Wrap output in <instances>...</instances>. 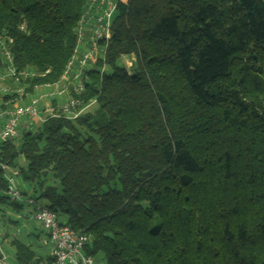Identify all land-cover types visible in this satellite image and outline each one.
<instances>
[{
	"label": "trees",
	"instance_id": "obj_1",
	"mask_svg": "<svg viewBox=\"0 0 264 264\" xmlns=\"http://www.w3.org/2000/svg\"><path fill=\"white\" fill-rule=\"evenodd\" d=\"M85 3L0 0L13 63L35 73L26 93L63 74ZM102 65L82 96L93 111L47 119L0 159L22 155L21 180L103 264H264V0L119 2ZM10 243L17 264H40Z\"/></svg>",
	"mask_w": 264,
	"mask_h": 264
},
{
	"label": "built area",
	"instance_id": "obj_2",
	"mask_svg": "<svg viewBox=\"0 0 264 264\" xmlns=\"http://www.w3.org/2000/svg\"><path fill=\"white\" fill-rule=\"evenodd\" d=\"M121 0H86L83 11L74 29L75 46L64 72L56 83L34 86L38 92L27 100L9 99L8 90L1 87L7 79L19 84L34 76L27 69L17 70L13 63V36L0 31V152L2 146L13 143L18 138L17 127L26 118L32 124H40L47 119L75 121L94 104V100L83 102L88 81V71L106 70L104 61L107 42L111 38V25ZM23 30L21 26L19 28ZM90 65V68H87ZM26 125V124H24ZM27 126V125H26ZM0 171L5 188L0 192L6 202L26 205L32 208L31 217L44 229L52 244L51 264H95L85 248L89 242L87 235L70 229L53 211L39 204L36 196L29 190L26 193L10 171V165L0 159ZM0 264L6 263V255L0 244Z\"/></svg>",
	"mask_w": 264,
	"mask_h": 264
},
{
	"label": "rangeland",
	"instance_id": "obj_3",
	"mask_svg": "<svg viewBox=\"0 0 264 264\" xmlns=\"http://www.w3.org/2000/svg\"><path fill=\"white\" fill-rule=\"evenodd\" d=\"M175 4L171 3V7ZM118 64L120 66H124L128 72L133 71L135 68V62L133 56H123L119 59ZM87 68H90V65H87ZM28 72L34 73V71L27 69ZM107 70V69H106ZM3 88L8 90L7 100L9 99H22L27 100L34 95V93L41 90L38 88L30 93H26L25 90L27 88L26 81L21 82L19 84L13 83L10 80H6L3 84H1ZM234 85L229 83H224L218 86V92L220 95H225L227 91L232 88ZM253 101L257 104H260L261 107L264 108V93L256 94L253 97ZM96 108V105L93 104L90 106L87 111H93ZM26 124V128L23 126ZM39 124H32L26 118H22L20 120L19 126L17 127L18 138L13 142L16 148H19L21 143V138L28 134L34 133ZM79 133L83 138L87 136H94L91 130L87 127H77ZM26 162L22 155L18 154L14 166H10V171L16 173L17 179L20 181V170L25 168ZM22 181V180H21ZM23 182V181H22ZM51 182V180H49ZM25 183V182H24ZM29 185V183H26ZM32 186V185H31ZM29 190L32 191L33 194L37 196V193L34 191V188H26V193H29ZM39 204L43 205L42 200H37ZM32 208L26 205L21 206L20 209L15 210L12 206L9 205L8 202L4 204L0 203V244L2 250L6 255V263L7 264H17L15 259V250L11 245V240H17L27 245L31 251L34 253L35 257L40 260V264H47V258L50 256V252L52 249V244L48 240L44 229L41 225L30 217V213L32 214ZM26 218V221L23 219ZM95 264H103L101 255L97 254L94 257Z\"/></svg>",
	"mask_w": 264,
	"mask_h": 264
},
{
	"label": "crops",
	"instance_id": "obj_4",
	"mask_svg": "<svg viewBox=\"0 0 264 264\" xmlns=\"http://www.w3.org/2000/svg\"><path fill=\"white\" fill-rule=\"evenodd\" d=\"M127 2V0H121V3H126ZM25 128H26V125H23ZM25 136V135H24ZM23 136V137H24ZM20 186H21V188L24 190V191H26V188H28V187H30V188H32V186H31V184H26V183H24V182H22L21 180H20ZM30 217H31V213H30ZM24 221H26V218L25 219H23Z\"/></svg>",
	"mask_w": 264,
	"mask_h": 264
}]
</instances>
